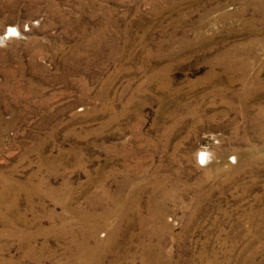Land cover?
Masks as SVG:
<instances>
[{"label":"rangeland","instance_id":"1","mask_svg":"<svg viewBox=\"0 0 264 264\" xmlns=\"http://www.w3.org/2000/svg\"><path fill=\"white\" fill-rule=\"evenodd\" d=\"M0 264H264V0H0Z\"/></svg>","mask_w":264,"mask_h":264},{"label":"bare ground","instance_id":"2","mask_svg":"<svg viewBox=\"0 0 264 264\" xmlns=\"http://www.w3.org/2000/svg\"><path fill=\"white\" fill-rule=\"evenodd\" d=\"M12 28L15 29L14 27H12ZM8 33H9V32H8ZM96 229H97V227H96ZM85 250H86V249H85ZM88 250H89V249H88ZM90 250H91V249H90ZM83 251H84V250H83ZM83 251H82V252H83ZM92 251H93V250H92ZM92 251H91V252H92ZM94 251H95V250H94ZM86 254H87V253H86ZM88 254H89V253H88Z\"/></svg>","mask_w":264,"mask_h":264}]
</instances>
